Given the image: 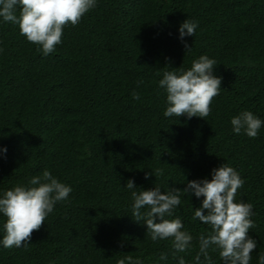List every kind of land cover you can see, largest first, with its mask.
Instances as JSON below:
<instances>
[{
    "label": "trees",
    "instance_id": "obj_1",
    "mask_svg": "<svg viewBox=\"0 0 264 264\" xmlns=\"http://www.w3.org/2000/svg\"><path fill=\"white\" fill-rule=\"evenodd\" d=\"M185 19L198 23L196 35L184 37L190 50L178 31ZM38 47L0 17V196L44 170L72 192L25 246L0 244V264H116L129 255L177 264L171 240L153 242L132 217L125 184L183 189L211 179L221 164L244 181L236 201L253 206L250 264H259L264 123L250 138L233 132L231 118L250 111L264 122V0H97L77 25L64 27L55 52L44 56ZM201 55L216 60L213 74L222 79L210 115L165 117L163 72L187 70ZM202 200L182 193L168 217L193 236L190 250L176 254L186 264H196L197 237L211 230L193 219ZM5 221L0 213V240ZM210 256L223 264L217 252Z\"/></svg>",
    "mask_w": 264,
    "mask_h": 264
},
{
    "label": "clouds",
    "instance_id": "obj_2",
    "mask_svg": "<svg viewBox=\"0 0 264 264\" xmlns=\"http://www.w3.org/2000/svg\"><path fill=\"white\" fill-rule=\"evenodd\" d=\"M96 5L97 0H0V17L4 22L18 26L20 34L28 42L39 45L37 51L48 56L61 43L64 27L77 25ZM197 27L196 21L185 19L178 29L181 41L184 42L185 36L194 37ZM184 46L186 50L191 49L186 42ZM216 65L215 59L201 55L192 61L187 70L164 71L163 78L158 82L166 92L164 116L206 120L211 113L212 100L221 90L222 79L213 74ZM140 83L143 81H138ZM132 96L135 100L141 98L136 91ZM262 123L250 111L231 118L233 132L240 134L243 131L250 138L257 137ZM3 151L6 152V149ZM148 175L146 173L145 178ZM160 175H163V169H156V176ZM243 184V179L233 167L221 164L211 170V179L189 180L183 189L170 187L162 192L160 187L155 186L137 191L131 179L125 187L132 190V217L137 222L144 221L146 232L153 242L171 240L177 264H186L184 257L176 254L189 251L193 241V236L182 230L183 224L178 217L168 218L181 204L182 193L203 197L201 206L194 209L193 219L211 229L197 237L196 264H212L210 251L217 252L223 264H250L257 242L248 236V230L254 227L250 219L254 215L253 206L236 201L237 191ZM28 185L15 186L0 196V213L6 218L4 235L0 240L4 248L22 247L29 243L32 233L45 223L55 205L68 200L72 192L70 186L48 170H44L42 175L32 176ZM159 259L166 261L168 256L161 253ZM116 264H143V261L129 255L117 260ZM259 264H264V255L259 256Z\"/></svg>",
    "mask_w": 264,
    "mask_h": 264
}]
</instances>
